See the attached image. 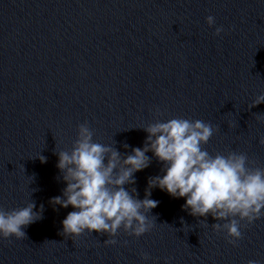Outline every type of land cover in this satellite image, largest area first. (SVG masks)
Listing matches in <instances>:
<instances>
[{"label":"water","instance_id":"1","mask_svg":"<svg viewBox=\"0 0 264 264\" xmlns=\"http://www.w3.org/2000/svg\"><path fill=\"white\" fill-rule=\"evenodd\" d=\"M262 94L264 0H0V207L44 206L25 239H0V264H264V218L241 221L233 247L212 228L224 221L189 215L159 188L152 231L121 229L115 246L95 231L62 235L73 208L49 203L66 187L57 151L72 149L85 122L94 142L127 155L144 145L139 127L202 120L216 129L210 155L245 153L264 167V102L250 108ZM147 155L150 166L125 185L141 200L163 174Z\"/></svg>","mask_w":264,"mask_h":264},{"label":"clouds","instance_id":"2","mask_svg":"<svg viewBox=\"0 0 264 264\" xmlns=\"http://www.w3.org/2000/svg\"><path fill=\"white\" fill-rule=\"evenodd\" d=\"M206 22L213 27L215 17L209 15ZM223 32V26H219L214 35ZM262 102L264 94L250 108ZM139 128L148 134L144 145L133 147L127 155L94 142L87 122L79 125L78 137L70 151H57L56 167L66 187L62 195L50 198L49 203L73 208L61 222V234L76 238L95 231L106 234L105 244L111 246L117 244L115 237L121 229L140 238L156 224V217L149 219V216L159 204L151 199L152 190L159 188L172 198H183L181 208L189 215L206 218L210 214L215 220L224 221L212 228L217 233L225 232L228 243L238 247L243 238L241 228L246 226L241 221L251 225L264 218V167L256 166L245 153L210 155L203 146L216 129L202 120L172 118ZM258 143L264 145V138ZM124 147L127 149L129 145ZM149 152L163 165V174L148 178L141 200L135 187L126 190L125 185H134L135 174L150 166ZM38 156L41 163L47 162L46 157ZM35 209L31 200L11 210L0 207V239H25L24 229L43 218L44 206L41 204L39 211ZM142 259L147 262L150 257L142 253ZM247 264L257 261L250 259Z\"/></svg>","mask_w":264,"mask_h":264}]
</instances>
